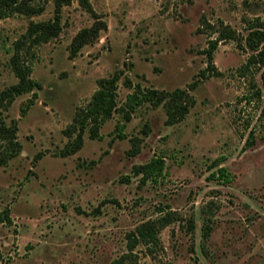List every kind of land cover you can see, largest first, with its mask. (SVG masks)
Returning <instances> with one entry per match:
<instances>
[{
    "label": "rangeland",
    "instance_id": "rangeland-1",
    "mask_svg": "<svg viewBox=\"0 0 264 264\" xmlns=\"http://www.w3.org/2000/svg\"><path fill=\"white\" fill-rule=\"evenodd\" d=\"M91 2L107 29L73 55L74 37L95 19L77 0L65 6L60 36L29 54L41 85L37 96L20 95L2 112L8 124L17 123L22 151L0 166V264H108L127 250V233L162 208L181 219L161 231L160 264H264L263 68L246 65L254 53L246 37L264 20V0ZM54 15L50 0L40 15L0 21V92L18 82L10 62L15 41L30 20ZM205 21H223L241 41L218 44L215 65L222 74L208 78L199 73L217 34ZM119 72V105L133 92L127 79L165 91L199 81L191 90L195 105L174 125L166 124L162 106L145 104L127 122L115 113L102 125V138L87 131L82 149L63 156L76 135L65 131L77 111L99 79ZM134 144L135 156L129 154ZM154 157H165L167 173L143 182L133 166ZM219 167L227 178L213 176ZM211 201L212 230L204 242ZM136 251L143 264H155L142 247Z\"/></svg>",
    "mask_w": 264,
    "mask_h": 264
},
{
    "label": "trees",
    "instance_id": "trees-1",
    "mask_svg": "<svg viewBox=\"0 0 264 264\" xmlns=\"http://www.w3.org/2000/svg\"><path fill=\"white\" fill-rule=\"evenodd\" d=\"M50 0H0V21L15 15H24L32 18L42 14L46 9V2ZM55 4L54 18L45 21L30 20L28 28L14 43V53L10 62L13 71L18 78V82L5 88L0 92V166H7L13 158L18 156L22 151V144L18 138V125L15 121L8 124L2 117V112L7 110L15 101V99L23 94L32 93L37 96V90L41 89V85L32 77L33 60L29 54L31 50L37 46L47 43L60 36L63 30L62 9L71 5L75 0H52ZM80 6L89 12L95 22L92 26L81 30L73 39L71 51L76 55L86 44L95 42L100 36L102 30L107 29L105 21L100 19L98 13L95 12L91 0H77ZM210 33L217 34L214 39L209 41V46L204 50L207 58V67L200 71L199 75L205 78L211 76H220L222 73L215 65V52L221 41L233 40L241 44L239 34L236 29L230 25L220 21L211 24L205 21ZM248 47L254 51L249 57L247 66L250 64H258L261 66V78L264 85V20L258 19L251 27L246 37ZM121 73H116L112 77L101 78L98 80V89L92 94L89 103L82 109H79L74 117L73 123L65 131L68 137L73 138L66 148L62 151L63 156H70L77 153L84 146V135L88 131L92 139H100L102 125L110 120L115 113H121L124 121H130L133 114L143 105L148 104L153 108L162 106L166 112V124L174 125L182 122L191 107L195 105V99L191 94L199 81L190 83L187 88H177L173 91H165L156 88H142L140 85H133L130 79L126 80V86L132 87L133 92L129 93L124 104H118V82ZM25 110V108L23 109ZM123 123L118 124L117 129L122 130ZM144 132L149 131L148 125L143 128ZM121 137H125L123 132ZM138 153L135 144L129 151L130 155L135 156ZM165 157H154L149 162L142 165H134L133 173L142 175L143 182L150 178L157 182L158 178L166 175ZM221 160V159H220ZM219 165V163H217ZM216 166V164H215ZM213 176L220 179L227 178V169L219 167L213 172ZM130 176L126 177L129 180ZM213 201L204 209L205 222L203 227L204 242L208 241L212 230V219L208 217L212 212ZM209 210V211H208ZM211 210V211H210ZM162 215L149 218L142 221L132 231L126 235L127 250L114 258L108 264H143L139 257L138 247L144 249L146 256L160 264L158 260L164 252V245L161 239V231L172 223L181 219L180 215L175 211L160 209ZM9 219V217H7ZM187 229L192 233L196 229L194 218L187 220Z\"/></svg>",
    "mask_w": 264,
    "mask_h": 264
}]
</instances>
